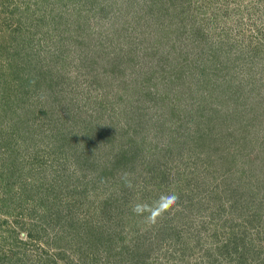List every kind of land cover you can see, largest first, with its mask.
<instances>
[{
  "label": "rangeland",
  "instance_id": "374dc122",
  "mask_svg": "<svg viewBox=\"0 0 264 264\" xmlns=\"http://www.w3.org/2000/svg\"><path fill=\"white\" fill-rule=\"evenodd\" d=\"M0 264H264V0H0Z\"/></svg>",
  "mask_w": 264,
  "mask_h": 264
},
{
  "label": "clouds",
  "instance_id": "9594fccd",
  "mask_svg": "<svg viewBox=\"0 0 264 264\" xmlns=\"http://www.w3.org/2000/svg\"><path fill=\"white\" fill-rule=\"evenodd\" d=\"M179 200V195L175 192L162 194L157 200L148 202H138L132 206L133 213L142 215L148 213L146 219L155 222L156 218L162 216L164 212L173 207Z\"/></svg>",
  "mask_w": 264,
  "mask_h": 264
}]
</instances>
